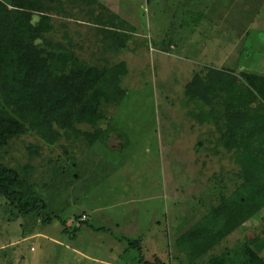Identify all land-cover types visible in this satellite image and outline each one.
<instances>
[{"label": "rangeland", "instance_id": "obj_1", "mask_svg": "<svg viewBox=\"0 0 264 264\" xmlns=\"http://www.w3.org/2000/svg\"><path fill=\"white\" fill-rule=\"evenodd\" d=\"M204 1L202 23L178 50L164 39L180 0H64L53 13L48 37L71 40L99 67L124 62L127 94L104 104L96 128L78 125L81 133L63 132L52 145L29 131L2 151L0 161L36 185L57 217H23L0 196V264H140V254L141 264L185 262L177 239L242 182L217 126L190 115L186 85L208 67L264 75V0ZM112 28L126 48H117ZM88 132L98 136L92 145ZM30 145L40 154L30 155ZM125 237L140 239L143 253ZM246 243L264 259V209L199 264L226 251L236 264Z\"/></svg>", "mask_w": 264, "mask_h": 264}, {"label": "trees", "instance_id": "obj_2", "mask_svg": "<svg viewBox=\"0 0 264 264\" xmlns=\"http://www.w3.org/2000/svg\"><path fill=\"white\" fill-rule=\"evenodd\" d=\"M204 2L180 0L164 39L167 50H178L193 35L204 19L199 9ZM63 7L64 0H0V158L13 139L29 131L52 145L63 132L81 133L78 125L96 128L104 119V104L119 103L127 94L121 86V75L128 71L124 62L99 67L80 58L71 40L64 43L48 37L55 30L53 13ZM110 30L119 37L117 48H126L125 35ZM206 70L186 85L187 99L194 104L190 115L200 124L217 126L223 145L241 165L242 182L180 235L176 246L185 255L180 264H199L264 209V75L215 67ZM85 138L91 145L98 140L89 132ZM28 150L32 156L40 154V146L30 145ZM35 186L19 169L0 161V196L6 204L23 217L51 222L55 215L48 212ZM124 239L130 248L143 253L140 239ZM226 253L213 256L212 264H231ZM140 255L141 264L144 258ZM236 256L240 260L236 264H264L257 247L248 243ZM145 264L165 263L156 259Z\"/></svg>", "mask_w": 264, "mask_h": 264}, {"label": "built area", "instance_id": "obj_3", "mask_svg": "<svg viewBox=\"0 0 264 264\" xmlns=\"http://www.w3.org/2000/svg\"><path fill=\"white\" fill-rule=\"evenodd\" d=\"M88 215L87 214H82L81 217L79 218V222H85L88 219Z\"/></svg>", "mask_w": 264, "mask_h": 264}, {"label": "crops", "instance_id": "obj_4", "mask_svg": "<svg viewBox=\"0 0 264 264\" xmlns=\"http://www.w3.org/2000/svg\"><path fill=\"white\" fill-rule=\"evenodd\" d=\"M104 264H106L107 262H103Z\"/></svg>", "mask_w": 264, "mask_h": 264}]
</instances>
